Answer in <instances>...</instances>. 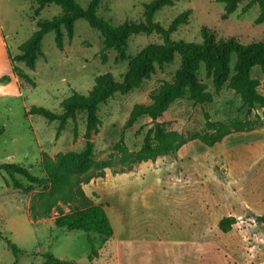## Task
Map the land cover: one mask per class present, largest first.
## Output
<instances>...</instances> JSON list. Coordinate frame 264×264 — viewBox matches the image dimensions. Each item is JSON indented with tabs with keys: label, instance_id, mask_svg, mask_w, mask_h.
Here are the masks:
<instances>
[{
	"label": "rangeland",
	"instance_id": "1",
	"mask_svg": "<svg viewBox=\"0 0 264 264\" xmlns=\"http://www.w3.org/2000/svg\"><path fill=\"white\" fill-rule=\"evenodd\" d=\"M76 1L82 7L91 2ZM151 1L101 0L98 15L114 25L140 22L144 5ZM249 3L244 0L224 19L225 5L219 0H175L174 6L156 14L155 21L168 28L190 10L188 25L179 27L173 40L199 44L202 29L208 28L219 37L248 45L264 39V23H256L259 6L242 11ZM35 8L30 0H0V130L4 131L0 167L20 164L44 178L43 155L56 164L59 154L78 157L83 153L86 115L70 120L57 136L59 122L30 110L38 107L61 114L64 100L74 93L88 95L99 77L110 74L121 82L129 63L119 60L115 51L104 52L101 33L85 20L75 24L71 39L65 36L62 49L56 45L55 34H47L43 57L34 71L14 63L20 47L37 31L32 19ZM61 13L53 5L37 20H51ZM161 44L157 34L133 36L127 55L133 58L147 46ZM179 67L176 57L172 64L156 67L138 89L117 94L99 107L101 123L91 139L95 161L107 158L122 138L129 150L141 149L153 122L144 116L127 127L131 112L138 104H150L151 95L171 82ZM252 77L264 96V71L255 68ZM199 80L213 95L212 103L196 105L183 99L158 119L167 130L188 139L176 156L144 163L126 174L107 170L104 178L83 186L86 195L106 211L114 230L111 238L60 230L54 216L33 222L30 205L42 189L16 176L29 192L17 190L11 177L0 170V264H46L47 255L75 264H264V226L252 217L264 216V128L233 132L214 147L195 139L205 129L207 115L211 122L231 127L247 119H264V110L249 112L233 90L217 89L204 65ZM228 217L237 223L224 233L219 224ZM7 240L22 254L16 256Z\"/></svg>",
	"mask_w": 264,
	"mask_h": 264
},
{
	"label": "trees",
	"instance_id": "2",
	"mask_svg": "<svg viewBox=\"0 0 264 264\" xmlns=\"http://www.w3.org/2000/svg\"><path fill=\"white\" fill-rule=\"evenodd\" d=\"M28 1V0H21ZM35 5L33 21H36L37 31L20 47V54L12 61L24 63L34 71L37 61L43 57L42 47L45 36L55 34L56 45L63 48L65 36L72 38L74 26L79 20H85L98 30L103 37V51H115L119 60L128 61V72L121 82L107 74L96 80V85L88 95L74 93L62 102V113L56 114L44 108L33 107L30 113L43 116L50 122H59L57 136H60L70 120L77 115H86V147L83 153L59 154L56 164L47 155H43L44 178L34 176L20 164H5L0 170L5 171L12 179L17 190L28 193L15 177L25 178L32 186L42 189V194L36 196L30 205V218L37 223L54 216L55 225L60 230L69 232L94 233L104 238L114 234L111 221L102 206L86 195L83 186L93 180L104 178L107 170L115 174H126L144 163L154 162L159 158L174 157L187 144L177 131L167 130L158 119L176 102L188 99L196 105L213 102V95L207 92L199 80V71L205 66L206 74L212 84L221 89L225 86L241 97L243 105L252 112L258 108L264 110V96L258 92L259 83L253 79L255 68L264 71V39L248 45H243L232 37H219L214 31L203 28L202 42L188 43L183 40H173L172 35L179 27L188 25L192 12L190 10L175 18L168 28L155 21L158 12L175 5V0H153L144 5V16L140 22H125L114 25L98 15L101 0H91L87 7H82L76 0H30ZM244 0H219L225 5L223 18L235 13ZM61 8L62 13L51 20H37L41 12L50 6ZM258 5L260 16L256 23H264V0H250L243 8L248 12ZM157 34L163 39L161 45H149L137 56L127 55L129 41L133 36ZM180 58V67L171 82H165L151 95L150 104L136 105L130 115L127 127L134 125L140 118L147 116L153 122V127L147 133L139 151H131L124 144L123 138L112 149V153L99 161L93 159L92 136L98 132L100 125L99 107L115 95H126L138 89L145 80L154 73L156 67L163 68ZM234 62V63H233ZM205 129L196 136L197 140L207 147L216 144L233 132H251L264 128V119H247L233 123L231 127L210 121L206 116ZM4 131L0 130V136ZM77 136L76 130L74 131ZM37 200V204H36ZM257 223L264 226V216H252ZM237 223L234 217L221 220L219 228L228 233ZM0 238L3 236L0 234ZM9 247L16 256L21 250L7 240ZM46 264H75L46 256Z\"/></svg>",
	"mask_w": 264,
	"mask_h": 264
}]
</instances>
